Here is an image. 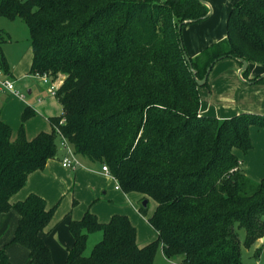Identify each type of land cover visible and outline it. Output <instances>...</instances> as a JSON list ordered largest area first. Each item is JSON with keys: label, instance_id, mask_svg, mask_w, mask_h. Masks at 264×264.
<instances>
[{"label": "trees", "instance_id": "obj_1", "mask_svg": "<svg viewBox=\"0 0 264 264\" xmlns=\"http://www.w3.org/2000/svg\"><path fill=\"white\" fill-rule=\"evenodd\" d=\"M208 13L199 0H0V16L28 28L30 74L60 82L63 109L50 120L53 131L31 141L25 124L32 111L24 112L15 141L0 120V217L19 216L0 264H10L12 245L28 251V264H54L44 237L57 206L48 209L35 194L14 205L11 199L57 158V129L78 158L107 166L124 193L155 203L148 222L158 234L141 248L128 217L102 224L87 212L69 222L73 246L65 264H154L159 247L182 264H243L242 249L263 240L264 178L250 179L237 153L253 149L250 129L264 128V115L202 114L196 79L222 60L242 67V59L247 84L264 85L261 75L250 77L252 66L264 68V0H239L226 37L191 57L183 32ZM3 35L0 45L10 41ZM0 67H7L1 47ZM139 211L147 217L149 205ZM97 232L102 239L87 256Z\"/></svg>", "mask_w": 264, "mask_h": 264}, {"label": "crops", "instance_id": "obj_2", "mask_svg": "<svg viewBox=\"0 0 264 264\" xmlns=\"http://www.w3.org/2000/svg\"><path fill=\"white\" fill-rule=\"evenodd\" d=\"M238 1L207 0L213 9V14L206 21L190 26L183 32L185 45L191 57L197 56L206 47L226 37L227 18L232 7ZM3 45L4 43L1 45V51L7 66L3 70L15 81L16 89L24 94L25 97L20 99L10 93H0V120L11 128V139L15 141L22 116L28 109L34 113V116L25 124L27 140H33L42 132L51 133L53 127L50 120L61 116L63 109L56 97L48 94L47 86L36 76L30 74L32 63L30 43L28 53L18 62L8 60L2 49ZM234 63L231 67L235 70V76L236 74L238 75L241 67L236 61ZM262 74H264V68L256 66L252 68L250 77ZM29 77H35L39 82L29 84L27 80ZM21 82H24V90L21 89ZM243 85L245 94L240 102L243 104L242 109L247 110L245 112L258 110L260 114H264V88L257 86V88L246 90V86L251 87V85L247 83ZM257 100L259 103L257 106L249 104V102ZM201 113L204 114L202 109ZM255 133L258 136L257 141L254 140ZM250 136L253 149L247 155L239 152L237 154L241 159V166L245 170L246 175L254 181H260L264 178V128L251 127ZM58 142H60V138H58ZM61 152L64 155L61 159L58 153L56 159L47 163L44 171L32 173L28 178L27 185L11 199V203L14 205L25 201L31 194H35L46 201L48 209L58 205L59 208L56 210L44 237L51 251L54 264L56 262L54 259L56 252L63 253L65 264L67 252L73 246V238L69 232V222L82 220L87 212L94 214L102 224L109 223L115 215L128 217L136 229V243L141 248L158 238L157 232L148 222V217L153 213L155 205L149 210L147 217L143 216L139 211L143 196L136 193L126 194L122 190H116L117 180L104 174L101 166L86 160L78 158L81 167L75 170L63 168L61 162L66 154L64 151ZM45 171L48 173L46 174ZM18 220V214L13 211L0 217V243L8 244L11 241ZM55 238H58L60 243H57ZM259 243L261 241L256 245H260ZM24 249L16 245H12L7 249L10 264L13 262L16 264L29 263L28 251ZM161 252L163 255L162 247ZM165 260L170 264L181 263L180 260Z\"/></svg>", "mask_w": 264, "mask_h": 264}, {"label": "rangeland", "instance_id": "obj_3", "mask_svg": "<svg viewBox=\"0 0 264 264\" xmlns=\"http://www.w3.org/2000/svg\"><path fill=\"white\" fill-rule=\"evenodd\" d=\"M1 33L4 34L3 35L4 39H8V36H9L11 40L10 42L6 44L4 43V45L2 46L4 54L6 55L8 60L12 62L13 61L18 62L21 59H23L26 53H28L27 51L29 50V42H28L29 41V31H28L26 24L19 19L12 21V20H9L7 18L0 16V35ZM208 39H211V38H208ZM232 64H235V63L231 59L219 61L214 66L213 70L211 71L209 75L208 86L199 87L201 109L203 110L204 114L209 115L214 118H218V119H230L238 114H241L247 111V110L242 109L243 104L240 103L242 100V96L245 94V89L243 85L244 82L240 80L237 74L234 76L235 70L231 67ZM255 67L256 66H252L250 69V72L252 68H255ZM27 80L29 84H34L35 82L36 83L39 82V80L35 77H29ZM23 83L22 82L20 83V85L22 86L21 87L22 90H24ZM55 85L58 87V85H60V82L57 81ZM257 86H261V88H264V85L256 84V85H251V87L246 86V90L250 88H257ZM47 92H48V87H47ZM27 99H29V97H27ZM249 104L250 105L252 104L254 106L259 105L258 100L251 101L249 102ZM254 111L255 112H247V113L264 115V114H260L258 110H254ZM256 134L257 133L254 134L255 141H257V138H258ZM59 154H60L59 157L61 159L64 156L61 150L59 151ZM154 205L155 203L151 201V203L149 204V210H151ZM58 208L59 207L57 205V209ZM55 239L57 240V243H60L58 238H55ZM101 239H102L101 232L94 233L90 236L87 250H86L87 256L90 255L95 244L98 243ZM241 239L243 240V235H241ZM4 244L5 243L3 242L0 243V250L3 249L4 246L6 245ZM259 244L260 245L253 246L249 250L244 249V248L242 249L243 264H264V243L262 244V241H261V243ZM16 246L19 247V245H16ZM257 248L262 249L259 256L256 255V252L258 250ZM11 259L13 262L12 257ZM54 259L56 261L55 264H64L63 253L56 252L54 255ZM13 263L16 264L15 262ZM154 264H170L164 259L162 252H161V247H159L158 249Z\"/></svg>", "mask_w": 264, "mask_h": 264}, {"label": "built area", "instance_id": "obj_4", "mask_svg": "<svg viewBox=\"0 0 264 264\" xmlns=\"http://www.w3.org/2000/svg\"><path fill=\"white\" fill-rule=\"evenodd\" d=\"M21 1V0H19ZM45 86L48 87V93L52 97H56V92L58 87L51 83L49 78L47 77H41L36 76ZM10 93L20 99H24V95L20 93L15 86V81L11 79V77L5 72L3 69L0 68V93ZM65 123V120H62L60 122L61 125ZM57 133L60 136V142H59V149L61 151L65 152V157L63 158L61 165L63 168L67 170H75L78 167H81V163L78 159V157L75 155L73 148L68 143V141L63 137L62 133L57 129ZM102 172L106 174L109 177H112L109 171V168L107 166L102 167ZM116 190H121L120 185L117 183Z\"/></svg>", "mask_w": 264, "mask_h": 264}, {"label": "water", "instance_id": "obj_5", "mask_svg": "<svg viewBox=\"0 0 264 264\" xmlns=\"http://www.w3.org/2000/svg\"><path fill=\"white\" fill-rule=\"evenodd\" d=\"M199 1H200L201 4L205 5V6L209 9V13H208V15L206 16V18H209V17L213 14V9H212L211 5H210L207 1H205V0H199ZM194 22H196V21H194ZM179 31H181V26H179ZM181 46H182V48H183V43L181 44ZM185 57H186L187 62L189 63V62H190V59H189V57L187 56L186 53H185ZM238 62L242 64V67H241L240 70H239L238 76H239V78H240V80H241L242 82H244V83H248V82L243 78V73L246 72V71L248 70V68H249V64H248L246 61L242 60V59H239ZM211 70H212V67L208 68V70H207V74H206V76L204 77L203 80H198V79H196V83H197V85H198L199 87H203V86L207 83V80H208V77H209V75H210V73H211ZM191 71L194 73L193 68H191ZM263 77H264V75L261 76V78H263ZM45 173L47 174L48 172L45 171ZM141 205H142L143 207H147V206L149 205V201H148V200H144V201L141 202ZM263 242H264V238H263Z\"/></svg>", "mask_w": 264, "mask_h": 264}]
</instances>
